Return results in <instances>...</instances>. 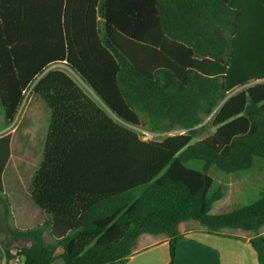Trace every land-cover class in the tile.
Instances as JSON below:
<instances>
[{
    "label": "trees",
    "instance_id": "obj_1",
    "mask_svg": "<svg viewBox=\"0 0 264 264\" xmlns=\"http://www.w3.org/2000/svg\"><path fill=\"white\" fill-rule=\"evenodd\" d=\"M33 84L51 111L31 184L46 220L11 226L12 137L0 136V205L18 249L1 243L6 264H126L144 234L168 238L176 264L187 221L210 234L253 233L264 264V192L211 213L224 198L221 188L211 194V172L237 175L264 160V0H0L4 127ZM211 116L216 131L201 138ZM140 130L171 135L145 140Z\"/></svg>",
    "mask_w": 264,
    "mask_h": 264
},
{
    "label": "rangeland",
    "instance_id": "obj_2",
    "mask_svg": "<svg viewBox=\"0 0 264 264\" xmlns=\"http://www.w3.org/2000/svg\"><path fill=\"white\" fill-rule=\"evenodd\" d=\"M52 69H62L69 72L76 80L73 73L62 64L54 66ZM79 82V80H77ZM81 84V83H80ZM83 86V84H82ZM84 87V86H83ZM89 94L93 91L84 87ZM243 88L235 90L232 95L239 93ZM51 119V111L47 105L36 99L32 94L26 96L25 104L21 108L20 114L17 118L16 124L13 128H6L3 125L4 117H0V136L4 134H11V158L8 163V170L6 171V197L12 206V215L16 220H12L11 226L13 228L21 227L24 222L23 211L24 206L20 204L18 191L20 188V179L23 181L22 190L29 192L31 188V179L36 170L39 168L43 160L44 147L46 136ZM214 116L206 119V124L209 126L207 131L201 138H206L215 133L216 129L211 126ZM145 140H163L171 134H152L149 132L138 131ZM189 167L199 169L200 163L192 162L188 164ZM19 169V174L14 185H10L9 181L14 178V170ZM211 176L215 179V185L211 194L216 192L218 188L222 189L224 198L216 203L213 207L212 214L228 212L238 206L249 205L257 201L260 194L264 192V160L256 158L254 167L246 172L237 175L227 176L223 173L212 171ZM26 196V195H25ZM22 199V198H21ZM23 209V210H22ZM22 210V212H21ZM3 208L0 205V245L1 243L7 249H12L14 255L18 257L17 243L7 233L3 223ZM192 222V221H191ZM149 236V235H148ZM1 247V246H0ZM59 253L61 252L58 251ZM59 261V260H58ZM18 258L15 260V264Z\"/></svg>",
    "mask_w": 264,
    "mask_h": 264
},
{
    "label": "crops",
    "instance_id": "obj_3",
    "mask_svg": "<svg viewBox=\"0 0 264 264\" xmlns=\"http://www.w3.org/2000/svg\"><path fill=\"white\" fill-rule=\"evenodd\" d=\"M33 96L40 100L37 96ZM7 170L8 165L3 174L5 194ZM18 170H14L13 173L15 175L9 181L10 185H14L16 182L17 176L20 174ZM20 184L21 190L18 191V195L20 194V205L26 209H22L25 211V219L24 222L22 221L23 225L19 228L17 227V229L27 230L42 224L46 220V216L34 204L31 198L32 188L24 194L22 179H20ZM13 220H16L14 216ZM180 233L181 237L177 245L178 259L176 264H259L257 253L249 243L254 236L251 232L223 229L218 234H210L200 223L187 221L180 225ZM262 233L264 234V229ZM169 241L165 236L142 235L138 240L135 253L126 264H171ZM62 252L61 250L57 254L61 255ZM11 253L14 255L13 250ZM15 260L10 261L9 264H15ZM58 260L53 264H64L62 259ZM0 264H6L1 254Z\"/></svg>",
    "mask_w": 264,
    "mask_h": 264
},
{
    "label": "built area",
    "instance_id": "obj_4",
    "mask_svg": "<svg viewBox=\"0 0 264 264\" xmlns=\"http://www.w3.org/2000/svg\"><path fill=\"white\" fill-rule=\"evenodd\" d=\"M34 85H35V84H33V85L30 86L29 90H28L27 93H26V96H27V95H31V91H32ZM24 104H25V103H24ZM19 114H20V113H19ZM18 116H19V115H18ZM17 118H18V117H17ZM16 121H17V119H16ZM16 121H15V123L13 124V126H15ZM16 264H19V260H18V262H17Z\"/></svg>",
    "mask_w": 264,
    "mask_h": 264
}]
</instances>
